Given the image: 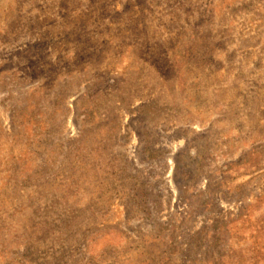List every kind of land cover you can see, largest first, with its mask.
I'll return each instance as SVG.
<instances>
[{
    "label": "rangeland",
    "instance_id": "obj_1",
    "mask_svg": "<svg viewBox=\"0 0 264 264\" xmlns=\"http://www.w3.org/2000/svg\"><path fill=\"white\" fill-rule=\"evenodd\" d=\"M0 264H264V0H0Z\"/></svg>",
    "mask_w": 264,
    "mask_h": 264
}]
</instances>
